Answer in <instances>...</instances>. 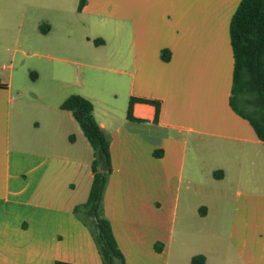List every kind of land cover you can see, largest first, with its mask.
<instances>
[{
    "label": "crops",
    "instance_id": "obj_1",
    "mask_svg": "<svg viewBox=\"0 0 264 264\" xmlns=\"http://www.w3.org/2000/svg\"><path fill=\"white\" fill-rule=\"evenodd\" d=\"M239 2L0 0V264H102L73 214L92 150L60 109L71 95L109 139L103 211L125 264H264V146L229 107ZM38 63L54 80L28 95ZM131 99L156 120L138 102L127 120Z\"/></svg>",
    "mask_w": 264,
    "mask_h": 264
},
{
    "label": "trees",
    "instance_id": "obj_2",
    "mask_svg": "<svg viewBox=\"0 0 264 264\" xmlns=\"http://www.w3.org/2000/svg\"><path fill=\"white\" fill-rule=\"evenodd\" d=\"M84 3L85 0H78V11ZM228 33L233 59L229 107L250 125L264 146V0H240L230 19ZM160 58L168 62L169 52L161 51ZM134 102L152 105L156 120L159 103L139 99L129 101L127 120H132ZM60 109L71 113L92 150L89 194L85 203L74 207L73 214L89 230L102 264H125L103 211V196L111 174L109 139L96 123L93 106L88 100L71 95L62 102ZM153 156L160 157L161 152H153ZM160 249L161 245H155V251ZM204 263L205 258L197 255L189 264ZM53 264L70 263L55 261Z\"/></svg>",
    "mask_w": 264,
    "mask_h": 264
},
{
    "label": "rangeland",
    "instance_id": "obj_3",
    "mask_svg": "<svg viewBox=\"0 0 264 264\" xmlns=\"http://www.w3.org/2000/svg\"><path fill=\"white\" fill-rule=\"evenodd\" d=\"M67 2L69 4H72V7H75L77 0H67ZM78 27L81 29V22L77 23ZM88 33L85 31L82 32V34ZM38 67V68H37ZM37 67L35 66L33 68V72H31L32 74L36 75V79L34 81H31L29 77H27L26 81L28 84V95H30L31 91L34 92H38L39 94L44 93L45 87H47L48 83L52 82L54 80V78L52 77V75L48 74L47 72L43 71V69L41 68V66H39V63L37 64ZM75 74V73H74ZM78 80L82 81L83 80V74L82 71L79 69V73H78ZM53 79V80H52ZM74 77L72 76V81H73ZM71 93H78L79 88L73 86L71 89H69Z\"/></svg>",
    "mask_w": 264,
    "mask_h": 264
},
{
    "label": "built area",
    "instance_id": "obj_4",
    "mask_svg": "<svg viewBox=\"0 0 264 264\" xmlns=\"http://www.w3.org/2000/svg\"><path fill=\"white\" fill-rule=\"evenodd\" d=\"M4 69V68H3Z\"/></svg>",
    "mask_w": 264,
    "mask_h": 264
}]
</instances>
